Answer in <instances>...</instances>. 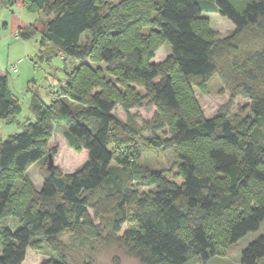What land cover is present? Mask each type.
Segmentation results:
<instances>
[{
    "label": "trees",
    "instance_id": "1",
    "mask_svg": "<svg viewBox=\"0 0 264 264\" xmlns=\"http://www.w3.org/2000/svg\"><path fill=\"white\" fill-rule=\"evenodd\" d=\"M17 2L44 17L37 60L58 52L71 64L50 104L31 95L36 121L0 139V217L15 215L19 222L13 229L0 225V264H22L29 247L51 250L52 258L43 264H69L53 239L75 222L89 223L87 207L95 217H111L113 234L120 232L126 208L136 201L133 181L150 190L139 202V224L114 240L140 264H185L190 254L205 260L214 255L217 241L232 244L259 228L264 220V0H0V7ZM202 11H217L234 24L233 32L219 37ZM38 30L29 23L14 35L29 39ZM162 43L169 55L149 62ZM215 75L231 98L242 96L249 103L204 117L190 87L198 79L204 88ZM146 97L156 108L153 128L165 125L169 133L148 143L178 151L177 160L161 170L132 164L128 150L137 127L113 114L117 104L127 111ZM20 110L7 75L0 74V119L11 121ZM62 121L68 122L63 131L68 145L85 149L87 159L62 175L48 166V154L56 151L51 149L37 190L24 171L43 159L52 126ZM94 190L91 199L86 193ZM44 244L48 247L42 249ZM262 258L264 236L243 249L240 262L259 264Z\"/></svg>",
    "mask_w": 264,
    "mask_h": 264
},
{
    "label": "rangeland",
    "instance_id": "2",
    "mask_svg": "<svg viewBox=\"0 0 264 264\" xmlns=\"http://www.w3.org/2000/svg\"><path fill=\"white\" fill-rule=\"evenodd\" d=\"M12 15L26 22L35 23L39 30L29 39L15 36L11 24ZM202 15L208 18L210 27L218 32L219 37H225L233 32L234 24L217 11H202ZM43 19L40 12H28L17 3L8 8L0 7V74L7 75L9 88L21 106L20 112L14 114L11 121L0 119V139H6L13 133L21 132L24 127L36 121L30 111L31 95L35 93L45 104H50L56 95L52 90L60 91V86L64 82L65 68L71 64L69 57L58 52L50 60H37L39 43L42 39L40 26ZM3 23H6V26ZM169 53L167 43H162L157 47L149 62L158 63L164 60ZM12 65H16V72L12 71ZM198 82V79H193L190 88L204 117H216L221 108L233 111L236 107L249 103V100L242 96L231 98L230 93L221 88L222 82L217 75L213 76L204 88L199 87ZM132 86L140 91L141 95L145 94L140 86L135 84ZM113 114L123 123L130 118L137 127L135 140L128 150L129 155H132L133 165L145 170H161L171 166L177 160V148H154L148 143V140L153 137L162 139L169 137L167 126L153 128L156 108L149 102V98H144L141 105H134L127 111L117 104ZM67 125V121L53 124L50 136L45 143V156L31 163L24 171L23 176L28 178L37 190L42 186L47 153L51 149L56 150L52 156L53 166L62 175L72 174L87 159L85 149L75 151L65 140L63 131ZM20 182V179L15 181V191L19 190ZM130 188L134 192L136 201L126 208L128 216L122 223L120 232L113 234L111 217H95L93 211L87 207L86 218L90 219L89 223L75 222L53 239L54 245L59 246L65 252L69 264H140L136 256L125 253L119 243L114 240V236L122 235L127 227L139 224L137 219L139 217L136 215V212L140 211L139 202L144 200L150 190V187H145L136 181L131 182ZM86 194H90V198L93 199L97 190ZM141 212L146 214L145 211ZM18 224L15 215L0 217L1 226L13 229ZM90 228H97L99 234H95ZM184 232H188V229ZM261 236H264V220L257 230L248 232L232 244L224 245L217 241L215 253L208 259L202 260L190 254V259L185 264H241L243 249ZM46 247L48 246L44 244L42 249ZM51 258V250L46 252L29 247L22 264H43ZM259 264H264V258L259 261Z\"/></svg>",
    "mask_w": 264,
    "mask_h": 264
},
{
    "label": "crops",
    "instance_id": "3",
    "mask_svg": "<svg viewBox=\"0 0 264 264\" xmlns=\"http://www.w3.org/2000/svg\"><path fill=\"white\" fill-rule=\"evenodd\" d=\"M17 4L21 7L20 2H17ZM22 8V7H21ZM5 24V25H4ZM12 28L14 31H16L19 27L25 26L27 24H29V22H26L24 20H21L19 17H16L15 15H12ZM35 24V23H34ZM4 26H6V23H3ZM37 27V26H36ZM40 28H42V22H41V26Z\"/></svg>",
    "mask_w": 264,
    "mask_h": 264
},
{
    "label": "water",
    "instance_id": "4",
    "mask_svg": "<svg viewBox=\"0 0 264 264\" xmlns=\"http://www.w3.org/2000/svg\"><path fill=\"white\" fill-rule=\"evenodd\" d=\"M51 165H53V157L50 154H48V166Z\"/></svg>",
    "mask_w": 264,
    "mask_h": 264
},
{
    "label": "built area",
    "instance_id": "5",
    "mask_svg": "<svg viewBox=\"0 0 264 264\" xmlns=\"http://www.w3.org/2000/svg\"><path fill=\"white\" fill-rule=\"evenodd\" d=\"M11 69L13 72H16L17 71L16 65H12ZM52 91L55 92V89H53Z\"/></svg>",
    "mask_w": 264,
    "mask_h": 264
}]
</instances>
